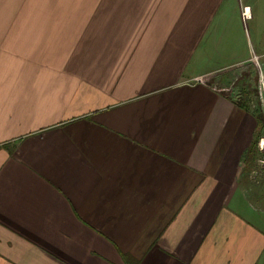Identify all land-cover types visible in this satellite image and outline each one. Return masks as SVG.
I'll use <instances>...</instances> for the list:
<instances>
[{
	"label": "crops",
	"instance_id": "0c3cea01",
	"mask_svg": "<svg viewBox=\"0 0 264 264\" xmlns=\"http://www.w3.org/2000/svg\"><path fill=\"white\" fill-rule=\"evenodd\" d=\"M255 60L264 0L1 11L0 264H264Z\"/></svg>",
	"mask_w": 264,
	"mask_h": 264
},
{
	"label": "rangeland",
	"instance_id": "374dc122",
	"mask_svg": "<svg viewBox=\"0 0 264 264\" xmlns=\"http://www.w3.org/2000/svg\"><path fill=\"white\" fill-rule=\"evenodd\" d=\"M17 2L18 0H0V12L14 11ZM248 65L242 72V83L233 81L231 86L243 88L244 93L247 94L245 97L247 96L246 100L249 102V107L252 110L256 108L255 111L260 112L259 115H256L257 127L253 145L245 155L247 161L245 160L244 163V171L247 170L246 180L249 182V186H255V192L249 193L250 199H253L251 201L256 202L260 209L264 210V62L255 60ZM237 69L234 68L232 71L236 72ZM196 81L203 82V78L200 77ZM231 86L222 90L230 92ZM213 90L219 91L220 88L214 85Z\"/></svg>",
	"mask_w": 264,
	"mask_h": 264
}]
</instances>
